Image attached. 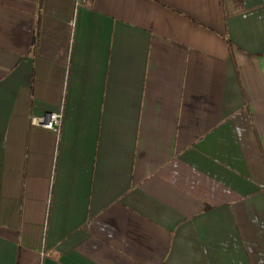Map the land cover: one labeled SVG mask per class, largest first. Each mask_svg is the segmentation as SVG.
Instances as JSON below:
<instances>
[{"label": "crops", "instance_id": "crops-1", "mask_svg": "<svg viewBox=\"0 0 264 264\" xmlns=\"http://www.w3.org/2000/svg\"><path fill=\"white\" fill-rule=\"evenodd\" d=\"M0 264H264V0H0Z\"/></svg>", "mask_w": 264, "mask_h": 264}, {"label": "built area", "instance_id": "built-area-1", "mask_svg": "<svg viewBox=\"0 0 264 264\" xmlns=\"http://www.w3.org/2000/svg\"><path fill=\"white\" fill-rule=\"evenodd\" d=\"M32 124H41L42 119L41 118H32L30 121ZM60 123H61V114L60 113H52L49 115V121L41 125V127L49 132H51L54 135H58L59 129H60Z\"/></svg>", "mask_w": 264, "mask_h": 264}]
</instances>
